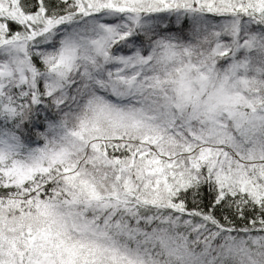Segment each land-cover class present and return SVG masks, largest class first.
Here are the masks:
<instances>
[{
    "label": "snow or ice",
    "instance_id": "1",
    "mask_svg": "<svg viewBox=\"0 0 264 264\" xmlns=\"http://www.w3.org/2000/svg\"><path fill=\"white\" fill-rule=\"evenodd\" d=\"M0 264H264V0H0Z\"/></svg>",
    "mask_w": 264,
    "mask_h": 264
}]
</instances>
